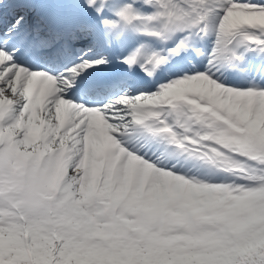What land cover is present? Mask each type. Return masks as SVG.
<instances>
[{"label": "snow or ice", "instance_id": "6c2138e0", "mask_svg": "<svg viewBox=\"0 0 264 264\" xmlns=\"http://www.w3.org/2000/svg\"><path fill=\"white\" fill-rule=\"evenodd\" d=\"M0 264H264V0H0Z\"/></svg>", "mask_w": 264, "mask_h": 264}]
</instances>
